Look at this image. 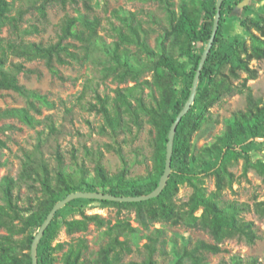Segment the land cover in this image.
Listing matches in <instances>:
<instances>
[{
	"label": "trees",
	"instance_id": "obj_1",
	"mask_svg": "<svg viewBox=\"0 0 264 264\" xmlns=\"http://www.w3.org/2000/svg\"><path fill=\"white\" fill-rule=\"evenodd\" d=\"M17 1L0 0V90L18 92L27 99L28 106L0 108V119L16 118L36 127L41 120L31 110L41 113L37 103L50 107L54 105L47 95L20 83L18 73L34 70L26 68L22 62L13 61L9 69L7 64L11 56L27 61L42 59L52 73L59 75L55 62L65 64L68 58H91L95 50H100L106 57V76L113 75L120 84L134 82L132 86L117 87L113 103L109 97L97 94L99 104L90 105L91 111L102 113L105 122L103 131L118 135L122 131L131 132L133 126L141 129L147 122L155 135L151 168L146 174L137 176L130 174L129 162L122 148L110 144L108 147L115 149L120 156L122 168L115 173L109 172L103 162V151H98L94 158V174L82 168L79 177L65 170L61 153L57 156L59 165L55 176H52L50 165L42 156L35 152L26 153L18 178L6 175L0 183L3 201L0 203V230H5V233H0V264H33L31 249L35 235L53 206L72 192L84 190L133 196L150 193L158 186L166 168L170 129L189 98L202 53L213 31L217 2L181 0L176 10L173 0H157L166 9L169 26L157 37L156 47H152L148 43V31L135 12L114 10L113 15L120 24L113 27L117 40L108 44L101 41L102 36L98 33L101 18L89 14L94 0H20L18 6ZM80 3H83L86 12L81 11ZM54 4L63 7L71 4L77 15L67 14L64 17L56 42L27 39L42 30L38 24L24 27L26 15L35 10L41 19H47L48 9ZM233 10L231 0H225L220 26L201 74L195 102L177 127L173 140L172 172L160 195L134 202L90 198L71 200L56 212L47 227L36 254L39 264H54L58 260L54 255L57 251L62 252L59 258L62 264H210L206 252H221L220 244L225 239L237 237L253 244L262 237L255 222L247 220L243 214L253 209L263 215L264 200H255L250 204L227 199L224 193L236 181L235 174L228 169L233 158L245 159L244 174L249 167H253L264 180V154L257 160L252 158L259 139L264 138V101L256 98L246 84L248 78H256L258 74L250 62L264 59V17L256 19L248 16L241 21L250 35L249 44L239 39L230 41L224 31L226 14ZM4 28L10 30V37L1 35ZM69 39L81 42L83 56L72 49L76 44ZM131 45H136L137 50L133 52ZM195 45L199 48L197 53ZM226 66L234 77H239V71L247 73L243 82L247 106L225 119L224 130L214 141L195 151L193 135L202 127L210 108L225 92L237 89L221 76L222 68ZM12 127L11 124L0 126V132ZM2 145L5 143L0 140V147ZM210 175L216 180V188L211 191L205 185V178ZM29 180L40 182L42 196L23 205L15 190L19 189L21 182ZM184 183H188L193 191L187 201L178 205L176 195ZM91 202L112 204L119 212L133 210L138 225L133 226L129 218H118L112 223L99 213L89 214L82 206ZM65 211L81 215L64 219L70 235L88 231L92 223L105 228L108 241L94 258L86 256L89 244L84 237L71 242H58L55 246L52 244L58 233L59 218ZM157 222L200 228L212 235L215 241H193L184 237L179 243L173 238L174 257L168 263H161L154 256L162 249L159 244L167 240L165 230L154 226ZM141 239H147L144 259L140 262L124 261L125 254L132 252L133 245H139ZM219 264L262 262L256 256L245 258L234 254L230 262L223 260Z\"/></svg>",
	"mask_w": 264,
	"mask_h": 264
},
{
	"label": "rangeland",
	"instance_id": "obj_2",
	"mask_svg": "<svg viewBox=\"0 0 264 264\" xmlns=\"http://www.w3.org/2000/svg\"><path fill=\"white\" fill-rule=\"evenodd\" d=\"M175 9H179L181 0H173ZM213 1V0H210ZM231 0L234 10L226 14L225 37L232 41L239 39L250 43V35L243 27L241 21L250 16L252 18L264 17V0ZM17 1V6L20 5ZM93 9L89 14L99 16L101 25L98 28L101 41L108 44L117 40L114 31V25H119L120 21L114 17V10H126L135 12L138 19L141 20L143 27L148 31V43L152 47L157 45V37L169 26L167 12L163 4L157 0H94ZM82 12L87 10L83 3L79 4ZM69 15H77L75 7L68 4L63 7L54 4L48 9L47 19H41L37 11L27 14L23 26L38 24L41 32L28 36L27 39L33 41H42L44 43L56 42L61 26V21ZM2 36L10 37L12 34L8 28H4ZM69 42L76 44L72 47L80 56H83L84 49L81 42L69 39ZM130 49L137 50L136 45H131ZM196 53L199 51L195 45ZM105 55L100 50H95L91 58L72 59L60 64L55 62L59 75L51 72L45 61L36 59L27 61L23 58H9L7 67L11 69V62H22L26 68L34 72L18 73L19 81L27 88L37 90L48 96L54 105H40L41 113L34 110L31 112L41 123L36 127L29 126L16 118L0 119V126L11 124L13 127L0 132V140L5 145L0 147V183L6 175L18 178L26 153L35 152L42 156L50 165L51 174L55 176L58 170V154L61 153L64 160L65 170L75 177L82 175L81 169L85 168L91 175L94 174L95 154L103 151V162L107 170L115 173L122 168V161L115 149L120 147L129 162L130 174L133 176L144 175L151 168V156L153 152V138L155 131L150 124L144 123L143 128L132 127V131H122L118 135L111 131H103L105 124L102 113L91 111V104H99L97 94L101 97H109L111 103L114 102L116 95L115 89L127 85H133L129 81L124 84L114 80L113 75L106 76L104 66L106 64ZM250 66L258 72L256 78H248L246 84L249 86L258 99L264 101V59H253ZM151 74H148L150 77ZM221 76H224L230 84L237 89L231 92H225L222 97L210 108L207 119L202 127L193 135V149L200 150L205 144H209L216 139L225 128V119L234 112L243 110L247 106L246 87L243 82L247 73L239 71V77H234L229 72V66L222 68ZM242 89L243 91H241ZM28 106V101L24 96L14 90H0V108L24 107ZM264 154V138L259 139V144L252 151V158L257 160ZM245 159L239 157L233 158L228 169L235 174V180L232 187L225 190L227 199L239 200L253 204L255 200H264V180L262 175L253 167H249L244 174ZM205 185L211 191L216 188L215 176L210 175L205 178ZM193 188L184 183L180 185V190L176 195V202L181 205L190 197ZM0 191V196H1ZM15 194L20 197V204L27 205L31 200H37L42 196L41 184L38 181L29 180L21 182L19 189ZM0 203H3L0 197ZM82 208L89 214L99 213L105 218L116 222L118 218H129L132 225H138L136 214L133 210L118 211V208L112 204L101 202H91ZM200 211L198 212V214ZM247 220L255 222L262 237L255 243L250 244L237 237L227 238L220 245L222 251L219 253L206 252V258L210 264H219L225 260L230 262L234 254L245 258L256 256L264 264V214L260 215L255 210L243 214ZM81 217L79 212L65 211L58 221V233L52 240L55 246L58 242L75 241L78 237L87 239L89 249L86 252L88 258H94L98 250L107 243L108 238L104 234L105 228H100L95 224H90L86 232H78L70 235L66 231L64 219ZM156 228H163L166 232V242L159 244L160 249L154 256L161 263H168L173 255L171 239H177L179 243L184 237L191 238L193 241L203 239L208 242H214V238L207 231L200 228H190L184 224L172 225L171 223L157 222ZM0 233H5L1 229ZM147 239H141L139 245H133V251L126 253L124 261H142L146 255L144 243ZM62 252H55L58 260L54 264H62L60 261Z\"/></svg>",
	"mask_w": 264,
	"mask_h": 264
},
{
	"label": "water",
	"instance_id": "obj_3",
	"mask_svg": "<svg viewBox=\"0 0 264 264\" xmlns=\"http://www.w3.org/2000/svg\"><path fill=\"white\" fill-rule=\"evenodd\" d=\"M225 0H217L216 2V14H215V20H214V26H213V31L211 34V37L202 53L199 65L197 67L193 83L191 86V91L189 98L183 108V110L178 114L177 118L173 122L170 133H169V138H168V143H167V158H166V168L165 171L160 179V182L158 186L151 191L150 193L147 194H141V195H133V196H127V195H116V194H111V193H104V192H92V191H76L68 194L64 199L60 200L57 202L52 210L49 212L46 220L42 224L41 228L38 230L37 234L35 235V238L32 243V249H31V255L33 258V264H39L38 261V246L39 243L49 226L50 222L53 220V216H55L56 212L64 207L68 202H70L73 199L76 198H90V199H99V200H111V201H120V202H134V201H143V200H149L152 198H155L160 195V193L163 191L164 187L167 184V181L169 179V176L172 172V157H173V151H174V137L175 133L177 130V127L182 120L183 116L186 115L189 110L191 109L193 103L195 102L201 74L203 71V68L205 66L206 60L208 58V55L210 53V50L215 42V38L219 29V24L222 16V6Z\"/></svg>",
	"mask_w": 264,
	"mask_h": 264
}]
</instances>
